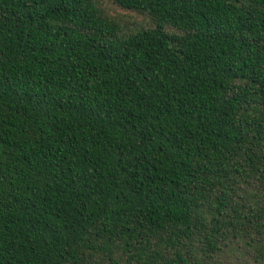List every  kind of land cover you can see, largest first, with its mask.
<instances>
[{"label": "trees", "instance_id": "16d2710c", "mask_svg": "<svg viewBox=\"0 0 264 264\" xmlns=\"http://www.w3.org/2000/svg\"><path fill=\"white\" fill-rule=\"evenodd\" d=\"M0 0V264H264V0Z\"/></svg>", "mask_w": 264, "mask_h": 264}, {"label": "rangeland", "instance_id": "374dc122", "mask_svg": "<svg viewBox=\"0 0 264 264\" xmlns=\"http://www.w3.org/2000/svg\"><path fill=\"white\" fill-rule=\"evenodd\" d=\"M108 12L110 15L114 17L122 18L124 21L128 23H144L143 18L131 13H126L125 11H121L117 9L116 7L112 6L108 0H103Z\"/></svg>", "mask_w": 264, "mask_h": 264}]
</instances>
